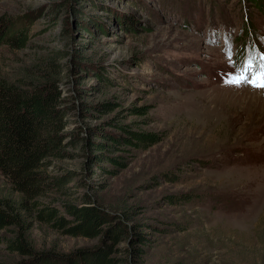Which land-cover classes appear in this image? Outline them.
Returning a JSON list of instances; mask_svg holds the SVG:
<instances>
[{
    "label": "rangeland",
    "instance_id": "1",
    "mask_svg": "<svg viewBox=\"0 0 264 264\" xmlns=\"http://www.w3.org/2000/svg\"><path fill=\"white\" fill-rule=\"evenodd\" d=\"M0 17L27 30L23 48L0 45V77L35 80L28 66L55 52L44 72L67 111L68 155L43 172L70 178L37 207L88 199L107 216L102 231L128 232L64 235L0 174V200L24 222L0 230V264L28 259L6 248L18 232L33 253L99 247L129 264H264V88L248 82L264 70V0H0ZM102 102L109 108L95 107ZM117 125L159 140L145 149L121 141L100 160L80 141L67 145L78 133L97 140L89 128L121 136Z\"/></svg>",
    "mask_w": 264,
    "mask_h": 264
},
{
    "label": "trees",
    "instance_id": "2",
    "mask_svg": "<svg viewBox=\"0 0 264 264\" xmlns=\"http://www.w3.org/2000/svg\"><path fill=\"white\" fill-rule=\"evenodd\" d=\"M26 32V27L21 25L17 17H0V45L23 48L27 39ZM52 54L47 59L41 58L28 66L33 70L39 69L34 70L39 75L35 80L25 81L17 77L18 79L10 81L0 77V174L14 191L22 194V198L32 200L31 205L38 220L59 228L62 234L84 238L109 236L118 240L121 234H128L123 231V224L121 227H115V230L102 231L107 216L92 203H87L88 199L78 205L62 202L58 209L50 205L37 207L39 201H36V198L42 195L45 189L50 186L60 188L70 178L67 175L50 178L43 172L50 163L49 158L68 155L62 150L67 111L61 106L57 81L52 78L51 73L45 75L44 72L57 66L55 62H50L55 52ZM95 107L109 108L107 102L99 103ZM117 128L123 135L111 136L103 129L89 128L97 140L90 141L78 133L69 138L67 145H76L80 141L89 150L98 153L94 154V159L100 160L105 151H110L114 144L121 141L133 148L145 149L159 140L152 132L133 131L123 125H117ZM107 140L112 142L108 143ZM109 159L120 163L118 157ZM191 195L168 196V201L173 204L189 202L193 199ZM23 225L24 222L11 200H0V230L10 226L20 228ZM19 233L21 232L6 240L8 250L29 255L25 262L18 264H129L127 259L116 261L108 256L110 251L99 247L91 254L82 251L68 255L33 253L22 243ZM143 238V234L136 233L137 240L142 242ZM107 250H111V247ZM135 251L137 252V249H132L131 255L135 254Z\"/></svg>",
    "mask_w": 264,
    "mask_h": 264
},
{
    "label": "snow or ice",
    "instance_id": "3",
    "mask_svg": "<svg viewBox=\"0 0 264 264\" xmlns=\"http://www.w3.org/2000/svg\"><path fill=\"white\" fill-rule=\"evenodd\" d=\"M243 80H248V78L245 77H239L234 81V83H240ZM249 83H251L254 87H259V88H264V70H261L260 72L257 73V75L252 78L251 80H248Z\"/></svg>",
    "mask_w": 264,
    "mask_h": 264
}]
</instances>
